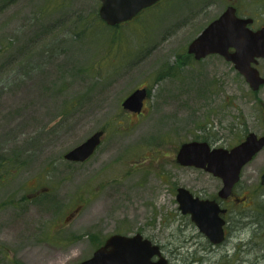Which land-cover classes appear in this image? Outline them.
<instances>
[{"label":"rangeland","instance_id":"obj_1","mask_svg":"<svg viewBox=\"0 0 264 264\" xmlns=\"http://www.w3.org/2000/svg\"><path fill=\"white\" fill-rule=\"evenodd\" d=\"M233 2L264 20V0H164L117 27L100 20L99 0H0V264H79L110 235L136 233L169 264H264V225L204 253L175 199L180 186L218 187L176 163L182 143L264 135V86L252 92L222 57L186 50ZM257 68L264 77V59ZM141 88V114L124 110ZM99 130L90 159H64ZM263 167L264 149L244 194Z\"/></svg>","mask_w":264,"mask_h":264},{"label":"water","instance_id":"obj_2","mask_svg":"<svg viewBox=\"0 0 264 264\" xmlns=\"http://www.w3.org/2000/svg\"><path fill=\"white\" fill-rule=\"evenodd\" d=\"M161 0H99V18L110 27L132 20L145 8ZM251 18H239L235 9L227 7L224 12L209 23L188 45L187 53L195 60L217 54L230 62L244 78L251 91L256 92L264 83L255 68L258 58H264V27L251 31ZM234 51L230 52L229 49ZM146 90L136 89L122 102L124 110L140 113ZM103 131H95L86 140L64 154L70 162H85L100 145ZM264 147V136L248 133L243 141L231 149L211 148L206 142L182 143L175 161L184 167L202 169L222 181L218 192L220 198L229 195L238 180L241 168ZM264 183V175L262 177ZM178 209L189 214L191 221L213 244L223 239V212L214 201L194 198L185 188H177L175 195ZM154 258H156L154 260ZM79 264H168L158 245L143 238L139 233L131 236L113 234L99 246L92 256Z\"/></svg>","mask_w":264,"mask_h":264},{"label":"flooded vegetation","instance_id":"obj_3","mask_svg":"<svg viewBox=\"0 0 264 264\" xmlns=\"http://www.w3.org/2000/svg\"><path fill=\"white\" fill-rule=\"evenodd\" d=\"M229 6H231V7H233L235 9V14H236L237 17H239V18H251L252 19V22L247 25L248 28L251 31H257V30H259V29L264 27V20H262L261 23L257 24L256 19L254 17L238 13L236 4L234 2L228 4L226 6V8L229 7ZM217 18H215V19H217ZM229 51L233 52L234 49L230 48ZM217 56H219V55H217ZM263 59L264 58H258L257 59V63L254 65L257 70H258L257 67L259 66V63ZM226 62H228V61H226ZM228 63H230V62H228ZM258 72H259V70H258ZM259 74H260V72H259ZM260 76L264 79V77L261 74H260ZM263 86H264V83L260 86L258 91ZM258 91H256V92H258ZM143 108H144V102H143L142 110H143ZM142 110H141V112H142ZM141 112L138 113V114H141ZM261 136H264V135H261ZM234 146H236V145H233L232 147H234ZM232 147H229V148H226V149H230ZM212 148H217V147H212ZM263 149H264V147L259 152H257L252 157V159L241 168L238 180L233 184L229 195L227 197H225V198H220L218 196V192L220 191V189L222 188V185H223L222 181L219 178H217V177H215V176H213V175H211L209 173L208 174L211 175L218 183V187L215 190L214 195L206 196V194L204 195V191L203 190L194 192V191H191L189 188H186V187H183V186L177 187V188H185L186 190H188L192 194V196L194 198H198L200 200L214 201L217 204L218 208L223 211V212H219V214H218L221 217V219H223V225H222L223 239L218 244L211 243L210 240L202 232L199 231L198 227L191 221V218H190L189 214H182L180 212L181 216H183L185 219H187L188 225L191 226V228L196 229L197 235H192V236L195 237V238H196V236H198L199 238H201L206 243V245L209 246V249H205L204 253L213 252V251L216 250L215 248H218L221 245H225L227 242H233L232 239H231L232 238L231 236H233V238H237V237H239V233L241 231L249 230L248 233L250 232L251 235H253L254 237L255 236L257 237L258 230H260L262 228V225H264V183L262 181V177L264 175V167L258 173V185L254 189V192L251 191L252 193H250V196L244 194L245 193L244 192L245 189L242 188L243 187L242 179H243V176H244V173H245L244 170L246 169L248 164L250 162H252L255 159V157ZM185 168H192V167H185ZM262 199H263V201H262ZM247 200L249 201V203H248V205L245 206V203L248 202ZM243 209L244 210L248 209L247 213L243 212L242 211ZM231 230H232V233H230ZM253 231L255 233L256 232L257 233L254 234ZM192 236L190 235L189 237H186L184 242H186L188 239L189 240L192 239L193 238ZM241 240H239V243H234L235 247L238 248V245L241 244L240 243ZM241 242L243 244H245V241L244 242L241 241ZM193 243L196 244L197 243L196 240ZM160 250H161L162 255H163V251H162L161 247H160ZM155 259L156 258H154V260ZM166 260H167V262L169 264V261H168L167 258H166ZM193 261L194 262H198L197 260H193Z\"/></svg>","mask_w":264,"mask_h":264}]
</instances>
